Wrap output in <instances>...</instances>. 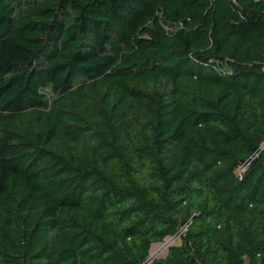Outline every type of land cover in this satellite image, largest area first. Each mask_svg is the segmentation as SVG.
<instances>
[{
  "label": "trees",
  "instance_id": "trees-1",
  "mask_svg": "<svg viewBox=\"0 0 264 264\" xmlns=\"http://www.w3.org/2000/svg\"><path fill=\"white\" fill-rule=\"evenodd\" d=\"M263 143L264 0H0V264H264Z\"/></svg>",
  "mask_w": 264,
  "mask_h": 264
},
{
  "label": "rangeland",
  "instance_id": "rangeland-1",
  "mask_svg": "<svg viewBox=\"0 0 264 264\" xmlns=\"http://www.w3.org/2000/svg\"><path fill=\"white\" fill-rule=\"evenodd\" d=\"M262 148L264 149V143L262 145ZM185 231V229H181L179 231V234L173 236V237H167L164 242L162 243H156L152 246L150 251V258L149 261H153L157 258L163 257L170 246L180 243V235Z\"/></svg>",
  "mask_w": 264,
  "mask_h": 264
},
{
  "label": "built area",
  "instance_id": "built-area-1",
  "mask_svg": "<svg viewBox=\"0 0 264 264\" xmlns=\"http://www.w3.org/2000/svg\"><path fill=\"white\" fill-rule=\"evenodd\" d=\"M179 234V233H178ZM177 235V234H176ZM175 236V235H174ZM169 237H173V236H169Z\"/></svg>",
  "mask_w": 264,
  "mask_h": 264
}]
</instances>
